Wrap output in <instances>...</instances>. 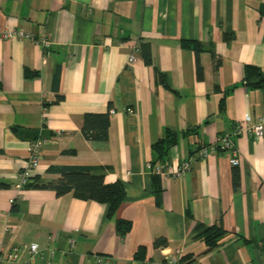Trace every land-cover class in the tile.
<instances>
[{
	"label": "crops",
	"instance_id": "1",
	"mask_svg": "<svg viewBox=\"0 0 264 264\" xmlns=\"http://www.w3.org/2000/svg\"><path fill=\"white\" fill-rule=\"evenodd\" d=\"M2 27L51 45L0 38V249L22 247L0 264H166L176 250L184 264H264V123L258 138H233L236 166L219 151L182 177L147 167H176L235 125L264 120V87L242 80L246 66L264 75V0H0ZM105 113V141L88 140L84 115ZM170 132L161 160L153 145ZM35 141L31 178L88 167L122 184L115 215L48 188L28 186L11 203ZM115 219L131 223L124 236ZM211 226L224 234L209 249L197 233Z\"/></svg>",
	"mask_w": 264,
	"mask_h": 264
},
{
	"label": "trees",
	"instance_id": "2",
	"mask_svg": "<svg viewBox=\"0 0 264 264\" xmlns=\"http://www.w3.org/2000/svg\"><path fill=\"white\" fill-rule=\"evenodd\" d=\"M143 55L145 60L147 58L146 47L144 46ZM148 59V58H147ZM148 62V60H146ZM197 73H200L197 65ZM24 75L30 76V73L25 70ZM158 78L162 75L158 73ZM242 80L245 85L250 87H264V75L252 66H246ZM108 126V115L105 114H85L82 127L83 135L90 141H105L106 130ZM175 133L170 132L163 139L159 140L153 145L154 151L158 153V157L163 160V155L167 148L175 143ZM57 171L61 174L60 177L54 181H42L39 178H31L25 185V188L38 187L48 188L60 195L65 192L72 191V194L80 199H90L97 203L106 206V216L113 217L124 199V189L122 184L117 181L111 184H105L100 175H91L88 167H64ZM233 185L238 183V174L233 172ZM131 223L127 220L115 219V229L119 236H124L129 232ZM224 232L215 226L205 228L199 231L197 236H200L209 249L217 245V241L223 236ZM163 241H155V246L162 244ZM136 256V255H135ZM138 257V256H137ZM182 261V258H181ZM184 264V263H183Z\"/></svg>",
	"mask_w": 264,
	"mask_h": 264
},
{
	"label": "built area",
	"instance_id": "3",
	"mask_svg": "<svg viewBox=\"0 0 264 264\" xmlns=\"http://www.w3.org/2000/svg\"><path fill=\"white\" fill-rule=\"evenodd\" d=\"M0 38L29 40L34 42L36 45H38L43 51H46L51 45V40L44 35L35 36L27 31H23L19 29H11L7 27L0 28ZM135 51H138V49H135ZM133 59H134V55H130L128 61L131 62ZM263 123H264L263 119H260L258 122L255 123H250L248 120H246L244 124L235 125L232 129L228 131H224L221 134H219L216 137L215 141L198 147L195 150L190 160L188 159L183 160L176 167H173L168 162L164 164H157L155 166H152L151 164H147V167L150 170V172L153 173L154 175H158L161 177L163 176L182 177L189 169V164L192 160L206 158L209 155L219 151L229 156L228 160L231 166H236L238 164V159L236 156V149L233 138L243 133L258 138L259 136H261L263 132ZM39 153H40L39 142L35 141L31 146V151L27 156V160L25 162L24 167L18 174V180L17 183L15 184L16 193L14 198L10 200L11 203H14L16 200L20 199L21 194L25 189V185L29 182V179L31 177L30 176L31 171L34 168H36V166L39 163V159H40ZM28 249L33 256L40 255V252L36 249V245L31 244L28 246ZM21 250L22 247L20 246H14L10 252L3 251V249H0V262L14 261L15 259H17L18 253ZM181 258H182L181 252L179 250H176L175 252H171L164 255L163 261L166 264H183L184 262L181 261Z\"/></svg>",
	"mask_w": 264,
	"mask_h": 264
}]
</instances>
